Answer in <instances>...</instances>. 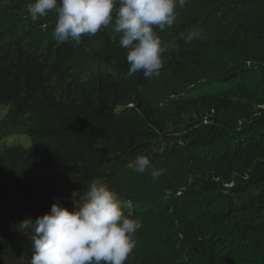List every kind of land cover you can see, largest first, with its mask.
<instances>
[{
  "label": "trees",
  "instance_id": "16d2710c",
  "mask_svg": "<svg viewBox=\"0 0 264 264\" xmlns=\"http://www.w3.org/2000/svg\"><path fill=\"white\" fill-rule=\"evenodd\" d=\"M30 2L0 0V141L11 130L31 140L0 145L1 264H30L33 251L31 229L17 227L22 213L8 207L33 219L56 202L72 210L98 179L131 200L126 214L142 220L135 239L168 217L154 246L173 251L134 248L125 264H170L171 254L184 264H264V0L177 5L174 26L159 34L179 52L153 78L127 76L128 50L110 28L57 42L55 12L33 21ZM193 29L203 38L186 44ZM138 155L171 178L127 180ZM231 159L241 165L220 172ZM178 162L220 169L190 177ZM148 180L172 195L142 202L133 187L146 195ZM166 200L178 207L165 215Z\"/></svg>",
  "mask_w": 264,
  "mask_h": 264
},
{
  "label": "clouds",
  "instance_id": "9594fccd",
  "mask_svg": "<svg viewBox=\"0 0 264 264\" xmlns=\"http://www.w3.org/2000/svg\"><path fill=\"white\" fill-rule=\"evenodd\" d=\"M119 3V7L115 5ZM187 0H34L27 5L33 21L50 12L57 16L53 36L57 42H81L102 28H110L113 42L126 48L130 65L127 76L142 72L145 78L159 77L166 53L179 52L175 41H165L159 33L174 26L179 8ZM115 13V14H114ZM203 38V30L182 35L191 43ZM126 167L136 173L150 171L153 180L165 169L157 168L148 156L138 155ZM172 195L165 190V199ZM133 207L102 180L91 182L81 202L72 210L53 203L50 211L35 219L22 220L18 229H31L30 264H125L136 246L135 234L142 227L139 217L126 214Z\"/></svg>",
  "mask_w": 264,
  "mask_h": 264
},
{
  "label": "rangeland",
  "instance_id": "374dc122",
  "mask_svg": "<svg viewBox=\"0 0 264 264\" xmlns=\"http://www.w3.org/2000/svg\"><path fill=\"white\" fill-rule=\"evenodd\" d=\"M6 111H7L6 107H1V109H0V117L4 116ZM15 143L16 144H22L24 146H30L31 145V140L28 137V135H26L24 133H19L16 130L15 131L11 130L9 133L6 134V136L2 139V141H0V145L1 144L15 145ZM241 162H242L241 160H234V159L228 160L226 165L221 166V169L218 166H210L209 167L208 165H205L203 163L196 165V167H192L190 165H187V166L183 167L180 162L174 163V164H171V165L174 166V167L179 168V170H181V171L189 172V174L191 173L190 177H193L194 174H196V173L207 174V172L208 171L210 172L211 169L216 170V171H218L220 169L219 170L220 172H223V171L227 172V170L229 168L235 169V168L239 167L241 165ZM168 170L169 169L165 168L164 175H166L167 177L171 178L170 174H172V173L169 172ZM125 174L127 176V180H129V181H131V180L136 181V180L139 179L137 176H140V174H136L135 171L130 170V169H127V172ZM141 179H142V177L140 178V180ZM148 181H151V180H148ZM161 181H160V183H157L158 185H156V183L152 184V181L148 185L146 184L144 186V188H143V191L147 192L146 195H144L143 192L141 190H139L140 188H137V186L133 187V191L134 192L136 191L135 195L136 194L140 195L139 198L144 200L142 202H146V200L151 199V198H156L157 199L158 196L161 197V198L164 196L163 197V199H164L165 198V191H163V189H161L162 186H164L163 183L161 185ZM143 185H144V183H143ZM168 203H172V204H169L168 206L165 207V209H163V212H162L163 214H165V210H168V211H171V212L172 211L175 212L174 210L176 209V207H178V206H175L173 204V202H168ZM6 212H8V213L15 212L18 215H20V213H22V215H21L22 219L21 220L25 219V216L27 214L26 210L23 207H17V208L8 207ZM7 215H10V214H7ZM142 218H145V220L148 219V221L150 223H151V221H156V219H157V218L155 219L154 216H147V217H142ZM157 222L158 223H153L151 226H148L147 234H141V235L137 236V238H136V246H135L136 251H139L140 253H143V254H150L152 256H156V253L157 252H161V251H164L166 253L168 252V254H170V251H173V250H171V245L166 244V243H164V245L161 247V249L160 248L158 249V248H156L154 246V244H155V240L154 239H156V235L157 234L159 236L162 234L163 236H160V237L163 239V241H165V234H163L165 230L163 229L164 225H162V224L168 222V217L165 216V218H163L162 221L157 219ZM152 227L154 229L151 230ZM149 230H151V231H149ZM186 254H187V256L190 257V252L189 251H187ZM169 263L170 264H176V263L177 264H184V263H182L180 261V257L179 256L172 255V254H171V258H170V262ZM0 264H1V260H0Z\"/></svg>",
  "mask_w": 264,
  "mask_h": 264
}]
</instances>
